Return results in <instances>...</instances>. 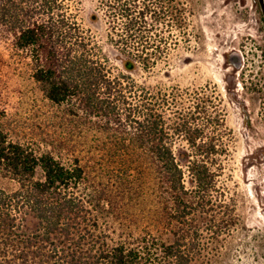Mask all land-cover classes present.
Masks as SVG:
<instances>
[{"label": "trees", "instance_id": "16d2710c", "mask_svg": "<svg viewBox=\"0 0 264 264\" xmlns=\"http://www.w3.org/2000/svg\"><path fill=\"white\" fill-rule=\"evenodd\" d=\"M99 4L121 69L67 0H0V36L66 144L0 125V264H211L238 220L221 113L204 93L130 75L188 39L191 12L183 0Z\"/></svg>", "mask_w": 264, "mask_h": 264}, {"label": "rangeland", "instance_id": "374dc122", "mask_svg": "<svg viewBox=\"0 0 264 264\" xmlns=\"http://www.w3.org/2000/svg\"><path fill=\"white\" fill-rule=\"evenodd\" d=\"M99 1L67 4L111 64L121 69ZM183 1L191 12L188 39L153 68L137 67L130 75L150 88L195 91L213 99L228 147L222 182L235 198L238 220L211 264H264V18L257 0ZM10 41L0 36V125L20 140L65 146L59 139L63 127L26 61L13 55Z\"/></svg>", "mask_w": 264, "mask_h": 264}, {"label": "water", "instance_id": "95a60500", "mask_svg": "<svg viewBox=\"0 0 264 264\" xmlns=\"http://www.w3.org/2000/svg\"><path fill=\"white\" fill-rule=\"evenodd\" d=\"M257 2H258L259 9L261 11V14L264 18V0H257Z\"/></svg>", "mask_w": 264, "mask_h": 264}]
</instances>
